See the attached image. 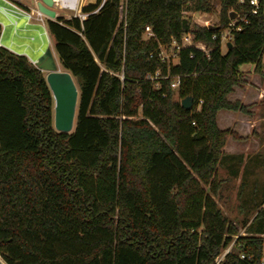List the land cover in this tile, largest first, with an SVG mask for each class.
<instances>
[{
  "label": "trees",
  "instance_id": "obj_1",
  "mask_svg": "<svg viewBox=\"0 0 264 264\" xmlns=\"http://www.w3.org/2000/svg\"><path fill=\"white\" fill-rule=\"evenodd\" d=\"M251 9L249 0H220L212 29L188 15L212 10L208 0H86L83 20L46 19L78 89L69 133L53 128L45 74L0 46V250L8 264H215L227 248L218 264H262L264 208L241 221L239 234L214 200L227 138L240 139L217 114L247 112L229 99L244 77L239 66L263 75L264 0ZM230 16L240 29L230 28L222 53ZM145 26L168 49L189 32L208 51L182 48L167 67ZM155 71L160 77L148 79ZM185 97L190 110L180 105Z\"/></svg>",
  "mask_w": 264,
  "mask_h": 264
},
{
  "label": "crops",
  "instance_id": "obj_2",
  "mask_svg": "<svg viewBox=\"0 0 264 264\" xmlns=\"http://www.w3.org/2000/svg\"><path fill=\"white\" fill-rule=\"evenodd\" d=\"M18 5L30 8L21 3L20 0H11ZM86 3V1L84 2ZM83 3V4H84ZM34 6V0H33ZM34 9V8H33ZM19 10V9H18ZM20 11V10H19ZM25 14V13H24ZM15 15V14H14ZM18 17L17 15H15ZM19 21V17H18ZM25 23L30 24L27 21L25 15ZM3 31V25L0 22ZM2 31L1 34L2 35ZM17 31L11 33L8 37L9 43L14 48H21L26 45L23 40L22 32H19L23 44H18L16 41ZM2 46L13 53L25 55L23 52H19L11 49L2 42ZM240 67V66H239ZM244 73V72H243ZM264 72L262 77L255 74L252 71L244 73V77L241 82L234 88L233 92L229 95L230 100H239L246 106V113H237L231 111H219L217 114V124L220 128L233 127V130L240 137L239 140H233L231 137L227 138L224 146L225 154L227 155H239L240 161V173L242 178L241 190L243 193V187L245 188L244 203L241 204L239 210L242 214V220L251 221L256 213L264 208V181L261 180L264 176ZM222 120V121H220ZM259 208L256 207L259 202ZM259 209V210H258Z\"/></svg>",
  "mask_w": 264,
  "mask_h": 264
},
{
  "label": "rangeland",
  "instance_id": "obj_3",
  "mask_svg": "<svg viewBox=\"0 0 264 264\" xmlns=\"http://www.w3.org/2000/svg\"><path fill=\"white\" fill-rule=\"evenodd\" d=\"M5 2L0 0V22L3 25H0V33L2 31V35L0 36V42L10 47L13 50L23 52L30 60H34L36 56L40 53L41 49L45 44H49L53 49L52 40L48 36L46 32V17L44 15H37L34 11L33 0H20L22 4L30 7L25 8L24 6L18 5L14 1L7 0ZM209 5H211L212 10L209 12H188V15L191 16L192 21L199 26H205V22L209 25L216 26L218 24L219 17V9H220V0H208ZM9 3V4H8ZM20 11H19V10ZM2 10L9 11V13L15 14L19 17V21L16 24H11L9 19L2 13ZM30 15V18L27 20L30 24L25 23V14ZM37 16V17H36ZM57 16L69 17V15H63V12H57ZM233 17L230 16V19ZM29 25H32V28L26 29ZM22 30L23 40L26 42V45H23L21 48H14L12 44L9 43L8 37L12 32ZM20 32V31H19ZM21 33V32H20ZM224 39L220 42L221 52L224 53L226 51L225 44L230 41L228 30H224L223 32ZM37 36L38 40L33 42L30 40L31 36ZM143 38H146L143 35ZM49 39V41H48ZM23 40L21 39V35H17L16 41L18 44H23ZM207 49V48H206ZM168 50V49H167ZM262 63V71L264 72V56L261 59ZM254 65L251 63L242 64L239 67L241 72L246 73L247 71L253 72ZM76 83V82H75ZM264 85V80L262 81ZM176 97V96H175ZM222 121V120H220ZM223 123V121H222ZM240 161L239 155H222L216 165V180L219 183V188L217 191V196L214 198L217 205L222 210L223 214L228 217L229 220L239 229V234H244V229L241 228L242 214L239 210L242 203H244V198L246 199V195L244 193L245 188L243 187V193L241 190V181L242 176L240 173ZM264 181V176L261 178ZM264 199V194L262 197V201ZM259 202L256 207L259 208ZM264 206V204H263ZM259 210V209H258ZM244 221H248L244 220ZM262 264H264V235H263V247H262Z\"/></svg>",
  "mask_w": 264,
  "mask_h": 264
},
{
  "label": "water",
  "instance_id": "obj_4",
  "mask_svg": "<svg viewBox=\"0 0 264 264\" xmlns=\"http://www.w3.org/2000/svg\"><path fill=\"white\" fill-rule=\"evenodd\" d=\"M37 8L47 19H54L57 14L52 8V0H41ZM212 29L215 27L209 26ZM1 34V33H0ZM36 42L35 37L30 39ZM0 46L1 43H0ZM231 46L228 41L225 45ZM21 55V54H19ZM40 72L45 74V82L53 99L52 121L53 128L58 132L69 133L72 131L76 117V105L78 89L71 73L62 68L57 55L49 44H45L34 60H30L24 55ZM180 105L185 110H190L192 98L185 97L180 101Z\"/></svg>",
  "mask_w": 264,
  "mask_h": 264
},
{
  "label": "built area",
  "instance_id": "obj_5",
  "mask_svg": "<svg viewBox=\"0 0 264 264\" xmlns=\"http://www.w3.org/2000/svg\"><path fill=\"white\" fill-rule=\"evenodd\" d=\"M5 2H8L7 0H3ZM81 1L82 0H52V8L55 13L57 12H63V15H69V17H77L80 20H83L86 17V14L82 13L81 8ZM42 1L41 0H34V11L37 13V15H43L39 12L37 8V4ZM239 2H242V0H239ZM249 4L252 6L251 13H255L258 7V0H249ZM233 17V16H232ZM205 27H209L207 22H205ZM235 20L232 18L229 23L228 35L230 38V28H235V30H239L240 27L234 26ZM213 26V25H212ZM143 35L147 38L152 37L156 40L154 34H152L151 29L149 26L144 27ZM224 39L223 33L220 35V42ZM157 41V40H156ZM168 45L161 44L157 41L156 49L154 50V53L156 57L160 60V62L164 63L167 67L169 64L174 63L177 60L178 51L185 47H194L199 50H201L204 53H207L208 49H206L205 45L202 42L195 41L193 38V35L189 32L183 33L180 37V41H172L170 43L171 48H167ZM168 49V50H167ZM150 57L152 54L149 55ZM160 77L158 71H155L153 75L147 76L148 79L153 80ZM179 86V77H174L172 81L170 82L171 89L175 90ZM229 248L225 249L224 252L215 260V264H218L221 257L228 252ZM242 258V255L240 256ZM0 264H8L5 258L3 257V254L0 250Z\"/></svg>",
  "mask_w": 264,
  "mask_h": 264
},
{
  "label": "bare ground",
  "instance_id": "obj_6",
  "mask_svg": "<svg viewBox=\"0 0 264 264\" xmlns=\"http://www.w3.org/2000/svg\"><path fill=\"white\" fill-rule=\"evenodd\" d=\"M86 0H82L81 1V5L85 2ZM9 4V3H8ZM2 13L3 14H5V16L9 19V21L11 22V24H16L17 22H18V17H16L14 14H12V13H9V11H6V10H2ZM24 13V12H23ZM25 15L27 16V20L30 18V15L29 14H27V13H25ZM37 17V16H36ZM29 28H31V29H33L32 28V25H29L28 27H26V29H29ZM19 31L20 32H22V30H17V32H16V34L17 33H19ZM1 36V35H0ZM32 37V36H31ZM33 37H35V39L36 40H38V37L35 35V36H33ZM31 41H33L34 42V40H32V38L30 39ZM48 41H49V39H48ZM2 45V44H1ZM37 57V56H36ZM29 58V57H28Z\"/></svg>",
  "mask_w": 264,
  "mask_h": 264
}]
</instances>
